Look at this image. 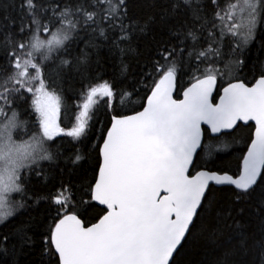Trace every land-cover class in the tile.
<instances>
[{
	"label": "snow or ice",
	"instance_id": "obj_1",
	"mask_svg": "<svg viewBox=\"0 0 264 264\" xmlns=\"http://www.w3.org/2000/svg\"><path fill=\"white\" fill-rule=\"evenodd\" d=\"M0 3V225L28 216L0 233L3 264H20L37 243L30 210L42 202L38 264H193L189 254L209 244L212 258L196 264H264V64L258 79L245 73L264 33V0H168L162 18L177 24L143 67V94L91 73L89 52H75L82 32L111 40L126 78L133 38L154 22L132 19L130 0ZM17 7L18 21L8 15ZM73 72L78 102L62 126ZM100 108L110 117L96 138L89 200L74 202L65 187L36 193L33 176L46 184L41 164L57 165L66 144L71 163L84 159L80 145ZM213 141L215 151L243 143L235 174L205 162ZM85 205L102 206L95 221Z\"/></svg>",
	"mask_w": 264,
	"mask_h": 264
},
{
	"label": "trees",
	"instance_id": "obj_2",
	"mask_svg": "<svg viewBox=\"0 0 264 264\" xmlns=\"http://www.w3.org/2000/svg\"><path fill=\"white\" fill-rule=\"evenodd\" d=\"M19 2L20 0H16L17 5H19ZM167 5L168 0H130V17L132 19L144 20L152 17L154 22L147 34L134 36L132 41L133 51L129 52L125 57L129 68L126 78L119 77L120 54L119 50L113 47L111 40H104L91 32H82L80 34L78 48L75 49V52L81 50L89 52L92 59L91 73L99 72L100 76L109 81H112L116 77L115 82L119 87L130 90L135 86L143 94L146 89L143 88L142 83H138V81L143 80V67L149 61L150 57L155 54V47L169 39L170 29L177 24V21L174 19L162 18ZM3 14L4 4L0 3V16ZM8 15L18 21V7L9 9ZM110 35L117 36L118 33H110ZM262 36H264V33L258 35L257 41L252 44L246 54L245 73L255 70L257 72V79L259 78L258 73L261 70V65L264 64V39H261ZM89 40H94L97 47L86 49L85 45ZM72 76L74 78L70 81L71 86L68 83L64 84L61 93L65 104L68 106V113L65 114L63 110L61 113L62 126L69 123L68 116L71 115L74 104L78 102V93L80 91L79 77L75 72L72 73ZM248 79L251 81V75L248 76ZM183 83H188L187 77H185ZM178 93H180V88H178ZM109 117L110 112L104 108H100V111L96 113V118L92 121L95 127L85 142L80 145V152L83 154L84 159L78 164H73L68 160L71 156V149L67 144L65 145V155L57 165L49 167L47 161L42 162L41 168L47 176V183L44 184L41 182L40 177L33 176L32 184L35 186L34 191L36 193H45L54 197L62 187H65L73 195L74 202H79L81 199L84 201L89 200V193L86 190L87 184L94 179V169L97 167V153L94 146H97L96 138L99 129L109 125ZM74 122L73 118L72 123ZM58 139L68 140L70 138ZM213 145V155L211 158H208L206 155L208 151L207 145L204 148L205 154L203 159L208 166L214 169H222L227 171L228 174H235L240 164L239 157L245 154L241 152V149L244 147L243 143L232 145L227 151L215 152L214 150L220 148L221 145L214 141ZM201 170L205 169L201 168ZM51 207L55 208L56 206L52 205ZM98 208V206L90 208L85 205L86 210L84 215L87 221H95L96 216L99 214L97 211ZM48 210V204L45 202H42L39 207L30 210V215L34 218L33 224L35 227L33 233L37 243L33 245L31 250L26 249L25 255L19 257L20 264H38L40 257V225L46 217ZM27 219L28 216L22 212L20 216L9 221L7 227L0 225V233L13 231L16 226ZM211 248L212 246L210 244L206 245V250L201 249L190 253L187 259L191 260L193 264L205 258L210 260L212 258ZM0 264H3L2 260H0Z\"/></svg>",
	"mask_w": 264,
	"mask_h": 264
},
{
	"label": "water",
	"instance_id": "obj_3",
	"mask_svg": "<svg viewBox=\"0 0 264 264\" xmlns=\"http://www.w3.org/2000/svg\"><path fill=\"white\" fill-rule=\"evenodd\" d=\"M177 92H178V89H177ZM180 98H181V99L183 98V97H182V94H181V97H180ZM94 203H95V202H94ZM98 207H102V206H98Z\"/></svg>",
	"mask_w": 264,
	"mask_h": 264
},
{
	"label": "flooded vegetation",
	"instance_id": "obj_4",
	"mask_svg": "<svg viewBox=\"0 0 264 264\" xmlns=\"http://www.w3.org/2000/svg\"><path fill=\"white\" fill-rule=\"evenodd\" d=\"M249 86H252V84L251 83H249ZM246 154V153H245Z\"/></svg>",
	"mask_w": 264,
	"mask_h": 264
},
{
	"label": "rangeland",
	"instance_id": "obj_5",
	"mask_svg": "<svg viewBox=\"0 0 264 264\" xmlns=\"http://www.w3.org/2000/svg\"><path fill=\"white\" fill-rule=\"evenodd\" d=\"M230 148V147H229ZM214 152H215V150H214Z\"/></svg>",
	"mask_w": 264,
	"mask_h": 264
}]
</instances>
